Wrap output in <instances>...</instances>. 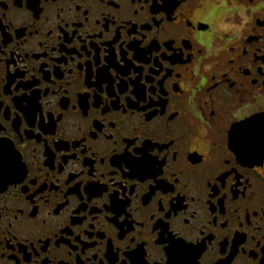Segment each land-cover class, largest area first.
I'll list each match as a JSON object with an SVG mask.
<instances>
[{
    "label": "flooded vegetation",
    "instance_id": "obj_1",
    "mask_svg": "<svg viewBox=\"0 0 264 264\" xmlns=\"http://www.w3.org/2000/svg\"><path fill=\"white\" fill-rule=\"evenodd\" d=\"M0 264H264V0H0Z\"/></svg>",
    "mask_w": 264,
    "mask_h": 264
},
{
    "label": "water",
    "instance_id": "obj_2",
    "mask_svg": "<svg viewBox=\"0 0 264 264\" xmlns=\"http://www.w3.org/2000/svg\"><path fill=\"white\" fill-rule=\"evenodd\" d=\"M261 120L259 117H252L249 120L245 121L243 124L239 125L237 129L235 128L233 133L243 132V133H252L256 127V125L260 124ZM262 124V123H261ZM263 155V154H261Z\"/></svg>",
    "mask_w": 264,
    "mask_h": 264
}]
</instances>
